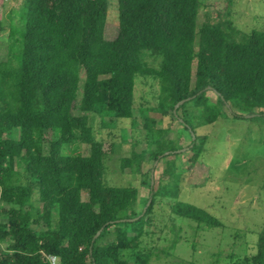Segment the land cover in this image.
Wrapping results in <instances>:
<instances>
[{
	"label": "trees",
	"instance_id": "trees-1",
	"mask_svg": "<svg viewBox=\"0 0 264 264\" xmlns=\"http://www.w3.org/2000/svg\"><path fill=\"white\" fill-rule=\"evenodd\" d=\"M228 7L199 25L202 0H118V33L107 39L109 0H23L0 61V264H51V256L58 264H150L149 216L158 197L178 196L167 188L179 177L184 147L149 113L171 116L189 132L192 164L208 141L199 127L225 114L264 118V28L239 30ZM139 76L157 80L160 91L157 104L140 111L148 149L123 158L122 170L143 176L147 198L135 186L105 182L106 151L89 122L90 115L105 127L135 119ZM76 144L89 153L64 152ZM146 161L166 164L157 187L142 171ZM172 212L222 225L190 203L176 201ZM112 231L114 240L100 244ZM256 245L230 264H264V225Z\"/></svg>",
	"mask_w": 264,
	"mask_h": 264
},
{
	"label": "rangeland",
	"instance_id": "rangeland-1",
	"mask_svg": "<svg viewBox=\"0 0 264 264\" xmlns=\"http://www.w3.org/2000/svg\"><path fill=\"white\" fill-rule=\"evenodd\" d=\"M23 0H0V20L5 30L0 35V61L7 59V34L11 16L16 20L23 12ZM237 28L243 32L264 28V0H202L198 24L207 18L216 21L227 8ZM18 13V17L15 15ZM118 0H109L105 37L114 39L118 33ZM149 65L159 67V59L146 56ZM159 83L149 76H139L135 87V119L119 120L114 126L105 127L101 117L90 115L96 138L104 144V179L112 186H135L142 198L150 196L143 176L130 169L122 170V159L130 157L133 150L148 149L142 108L158 102ZM212 102L217 95L208 91ZM78 114L83 112L78 111ZM149 116L160 120L159 127L169 129L168 138L184 148L177 150L176 167L179 177L176 186L178 196L158 197L149 216L147 235L143 245L155 249L150 264H230L257 251V240L264 225V118H235L225 114L216 122L197 129L199 135H207L204 151L195 164L189 132L171 116L163 117L150 112ZM89 153L85 144L66 145L64 152ZM182 151V152H181ZM166 154L170 151L165 152ZM154 166V167H153ZM166 164L146 161L143 173H151L157 187ZM38 192L34 199L38 200ZM86 198V195L84 196ZM176 201L190 203L205 209L218 218L222 225L209 228L204 224L173 214ZM115 238L112 231L100 244H108ZM5 248V243H0ZM127 258L130 253H126Z\"/></svg>",
	"mask_w": 264,
	"mask_h": 264
},
{
	"label": "water",
	"instance_id": "water-1",
	"mask_svg": "<svg viewBox=\"0 0 264 264\" xmlns=\"http://www.w3.org/2000/svg\"><path fill=\"white\" fill-rule=\"evenodd\" d=\"M184 102H185V100L180 101V102L175 106V111H176V109H177L180 105H182ZM246 117L249 118V117H251V115H246ZM152 185H153V178H152ZM150 202H151V200H149V202H148L147 205H149ZM145 210H146V208H145ZM145 210H144V211H145ZM137 219H139V217H138V218H135V219H133V220H137ZM99 234H100V232L96 235V237H97Z\"/></svg>",
	"mask_w": 264,
	"mask_h": 264
},
{
	"label": "built area",
	"instance_id": "built-area-1",
	"mask_svg": "<svg viewBox=\"0 0 264 264\" xmlns=\"http://www.w3.org/2000/svg\"><path fill=\"white\" fill-rule=\"evenodd\" d=\"M50 261H51V264H58L57 257H55V256H51Z\"/></svg>",
	"mask_w": 264,
	"mask_h": 264
}]
</instances>
